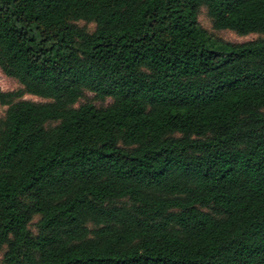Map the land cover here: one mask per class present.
<instances>
[{"label":"trees","instance_id":"1","mask_svg":"<svg viewBox=\"0 0 264 264\" xmlns=\"http://www.w3.org/2000/svg\"><path fill=\"white\" fill-rule=\"evenodd\" d=\"M200 9L264 35V0H0L4 264H264V38Z\"/></svg>","mask_w":264,"mask_h":264},{"label":"rangeland","instance_id":"2","mask_svg":"<svg viewBox=\"0 0 264 264\" xmlns=\"http://www.w3.org/2000/svg\"><path fill=\"white\" fill-rule=\"evenodd\" d=\"M197 20L200 26L203 29H205L215 40L237 44V43H244L250 40L264 38V35L262 34H251L248 36H239L236 33L231 32V31H215L212 28L211 21L208 18L205 9H200ZM78 25L81 27H86L89 31H92L94 29L93 24H85V23L80 22L78 23ZM20 88L21 86L16 80L5 77L0 71V90H2L3 92H11V91H16ZM23 99L34 101V102H44V100L42 99L29 96V95H25ZM85 102L93 103L97 107H105L107 106V104H109V101H99V100L94 99V97L91 94H87L86 99L81 100L77 104V106ZM5 110H6V107L0 106V119L1 117H3ZM36 221L37 220H34V223ZM30 228L32 231H34V228L32 226H30ZM0 264H4L3 263V253H0Z\"/></svg>","mask_w":264,"mask_h":264}]
</instances>
